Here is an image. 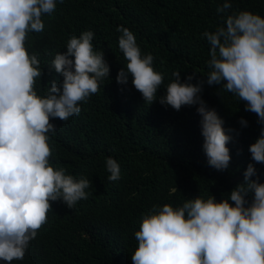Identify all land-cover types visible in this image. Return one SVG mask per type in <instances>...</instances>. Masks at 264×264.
Here are the masks:
<instances>
[{"label":"clouds","instance_id":"9594fccd","mask_svg":"<svg viewBox=\"0 0 264 264\" xmlns=\"http://www.w3.org/2000/svg\"><path fill=\"white\" fill-rule=\"evenodd\" d=\"M67 6L68 0H0V260L5 264L24 259L30 242L47 223L52 202L62 201L72 209L90 195L85 191L90 180L76 179L51 166L48 133L56 132L51 119L67 121L79 115L80 104L99 92L102 79L110 78L104 52L93 51L92 31L71 36L66 52L57 53L51 61L62 83L50 81L46 96L41 97L35 90L42 76L38 54H29L25 47L31 32L44 30L43 39L52 43L68 37L59 33ZM231 7V0H224L217 12ZM116 31L119 50L127 61L116 82L126 85L131 77L149 105L159 100L176 111L197 106L207 163L218 171L228 169L227 145L232 137L200 94L205 82L221 85L244 101L245 110L256 114L257 122L264 125V18L241 10L228 15L214 32L205 31L211 69L207 80L191 83L193 72L182 82L181 73L173 72L175 79L158 99L164 76L154 70L153 55L141 54L128 28L118 26ZM239 123L248 124L243 118ZM248 151L254 163L264 164V127ZM254 163L247 165L243 182L231 190L228 199L217 202L214 196L197 197L176 208L164 204L143 216L135 232L138 247L132 264H264V183L259 182ZM105 166L109 181L120 179L114 158L107 157Z\"/></svg>","mask_w":264,"mask_h":264},{"label":"trees","instance_id":"16d2710c","mask_svg":"<svg viewBox=\"0 0 264 264\" xmlns=\"http://www.w3.org/2000/svg\"><path fill=\"white\" fill-rule=\"evenodd\" d=\"M223 3L68 0L59 32L70 34L68 37L52 43L49 38L43 39L44 30L28 34L26 50L38 54L42 70L35 84L38 96H46L50 81L62 83L63 77L51 68V61L57 53L66 52L71 36L79 37L84 31L94 33L93 51L104 52L110 78L102 79L99 92L80 104L79 115L67 121L50 120L56 127L55 135L48 133L50 164L76 179L90 180L91 186L85 190L90 193L88 199L78 201L72 209L62 201L52 202L47 223L30 242L24 259L12 264H132L131 256L138 247L135 232L143 216L164 204L176 208L197 197L214 196L220 202L243 182L247 165L254 163L249 145L264 127L257 122L256 114L245 110L244 101L221 85H203L202 99L208 108L216 110L232 137L227 145L229 167L218 171L208 165L202 150L197 106L176 111L159 100L149 105L132 85L131 77L126 85L116 82L118 71L127 63L118 47V26L134 33L142 55H153L154 70L164 76L157 99L175 79L173 72L181 73L182 82L193 72L196 76L191 83L206 81L211 70L207 64L210 46L202 34L214 32L228 15L241 10L264 18V0H231V9L218 13ZM42 19L45 21L44 15ZM241 118L248 122L246 127L239 123ZM107 157L120 166V179L116 181L107 178ZM254 167L259 182L264 183V164L254 163ZM0 264L5 262L0 260Z\"/></svg>","mask_w":264,"mask_h":264}]
</instances>
